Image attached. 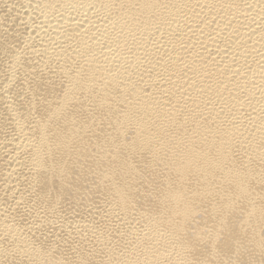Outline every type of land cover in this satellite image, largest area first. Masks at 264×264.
<instances>
[{
  "label": "bare ground",
  "instance_id": "obj_1",
  "mask_svg": "<svg viewBox=\"0 0 264 264\" xmlns=\"http://www.w3.org/2000/svg\"><path fill=\"white\" fill-rule=\"evenodd\" d=\"M0 264H264V0H0Z\"/></svg>",
  "mask_w": 264,
  "mask_h": 264
}]
</instances>
